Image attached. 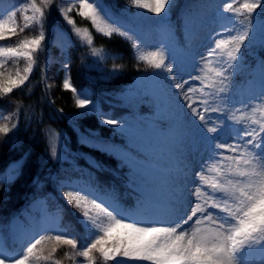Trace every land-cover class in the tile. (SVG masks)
<instances>
[{
    "label": "snow or ice",
    "instance_id": "1",
    "mask_svg": "<svg viewBox=\"0 0 264 264\" xmlns=\"http://www.w3.org/2000/svg\"><path fill=\"white\" fill-rule=\"evenodd\" d=\"M17 3L19 8L14 5L6 14L0 11V42H4L0 43V100L28 87L39 67V56L45 53L48 16L56 0ZM129 6L147 10L161 20L177 7L175 0H129ZM186 7L189 28L182 56L177 59L164 41L154 51H141L140 35L104 0H63L58 6L79 44L87 46L88 54L98 60L121 57L94 47L93 32L77 26L73 12L90 22L96 34L108 38L115 34L131 42L138 53L136 59L144 61L154 76L162 77L161 101L168 106L169 126L181 129L186 150L170 154L163 165L146 157L143 164H136L139 160L115 150L91 129L78 131L81 143L118 156L119 167L128 168L134 203H121L114 188L103 186L90 173L85 179L82 170L58 171L49 179L60 194L57 199L74 210L70 213L73 220L65 222L69 213L60 205L55 214L30 217L27 229L8 227L13 242L20 246L18 252L6 247L0 229V264H63L57 255L65 248L64 257L71 264H264V84L246 99H237L235 90L244 49L253 41L257 25L264 47V0H222L221 4L201 6L211 9L208 19L215 27L207 26L199 13L194 16L191 6ZM18 13L22 27L16 19ZM30 28L39 34L14 45L7 43ZM162 31L168 34L167 28ZM69 39L59 38L62 51ZM21 60L23 69L7 71L9 62L15 65ZM48 62L46 58L41 68L42 80L47 79ZM260 64L264 69V58ZM62 68L63 89L72 92L80 110L77 117L95 114L102 124L135 140L127 121L108 118L87 90L73 85L69 63ZM121 68L114 63L113 74ZM21 113L30 123L31 110L22 103L17 102L7 116L0 108V119L13 121L11 126L0 123V141L16 146L14 133ZM49 138L55 141L50 158L62 163L70 155L64 134L53 132ZM25 158L9 165L0 175V184L10 183L20 174ZM91 167L105 170L98 161H92ZM33 184L40 186L39 177ZM49 199L43 198L45 208Z\"/></svg>",
    "mask_w": 264,
    "mask_h": 264
},
{
    "label": "trees",
    "instance_id": "2",
    "mask_svg": "<svg viewBox=\"0 0 264 264\" xmlns=\"http://www.w3.org/2000/svg\"><path fill=\"white\" fill-rule=\"evenodd\" d=\"M209 1L213 0H175L177 7L170 10L166 20H161L147 10L130 7L129 0H104L117 14H123L125 23L142 38L143 47L153 43L154 49L150 51H154L160 46L158 43H154V38L158 34H162L165 43L168 44L170 50H176L179 58L182 56L185 43L182 16L185 11L189 10L186 6H191L193 13L208 8L201 6H208ZM240 2L242 3L244 0H240ZM62 4L63 0H56V5L50 11L45 53L39 56V67L32 74L28 87L16 90L10 96L0 100V108L4 110L5 116L15 110L17 102L22 103L24 109H30L32 114L29 123L21 113L19 127L14 133V139L18 141L15 147L0 141V175L7 172L9 165L21 160L26 155L20 174L12 182L0 184V229L3 230L7 245L12 244L9 242L10 236L7 231L12 221L22 217L24 210H27L34 202L43 200L45 196L50 198L47 207L51 213H56L57 207L62 205L69 213L65 215V222L73 220L70 213L74 210L65 201L57 199L60 194L56 190L53 180L49 179L50 176L56 177L58 171L65 169L71 171L73 168L82 170L85 179L90 173L103 186L114 188L116 194L121 197V203L126 205L134 203V193L127 183L128 168L119 167L118 156L81 143L78 131L83 132L85 129H91L96 136L107 141L115 150L127 152L128 155L139 160L136 161V164H143L146 157L148 161L159 162L163 165L169 156L164 152L165 156L160 158L139 149L150 146L157 131L149 127L143 120L138 119L136 115L153 114L157 102L153 96L144 94L141 90L128 93V89L135 79L151 75L153 70L148 69L144 61L136 59L138 53L132 49L130 41L115 34L110 38L96 34L95 30L91 29L90 22L73 12L72 16L77 26H87L93 32L94 47H103L110 54L118 53L121 58L113 60L112 55H109L106 59L98 60V58L90 56L87 46L79 44L75 34L71 31V26L67 25L60 16L58 6ZM16 19L22 27L24 22L20 13L17 14ZM164 28L168 30L167 35L162 31ZM147 29L150 30L149 35L153 39L152 41H147L144 36V31ZM38 34V30L30 28L22 33L18 32L7 43L14 45L20 39ZM60 37L70 38L69 46L63 51L58 42ZM150 51L144 50L143 52ZM244 52V62L238 70V78L235 82L237 99H240V91L244 88L248 78L253 76L252 70L256 60L264 58L259 25L255 29L253 41L244 49ZM46 58L49 61L46 71L47 79L42 80L41 68L44 67ZM64 63L70 65L69 74L73 85L77 89L87 90L108 118L127 121L128 126L132 128V135L136 136L135 140L114 130L112 126L102 124L95 114L76 116L80 110L75 106V98L71 91L63 89L65 71L62 65ZM114 63L122 65V68L113 74ZM24 66V61L21 60L15 65L9 62L6 67L7 71L14 73L17 68L23 69ZM46 85L51 87L48 88ZM29 88H31V92H29ZM60 109L63 111H58ZM168 121L167 118H159L157 124L161 129L169 128ZM12 122L0 119V123H7L9 126ZM53 132L64 134L67 150L70 153L59 164L50 158L51 146L55 141L54 138L50 140L49 137ZM137 152H140L141 155L137 156ZM92 161L102 163L105 170L100 171L91 167ZM37 177L40 180L39 187L33 184ZM78 178L79 176H73V179ZM64 251L67 249L60 251L57 258L62 259L63 264H71V261L64 257Z\"/></svg>",
    "mask_w": 264,
    "mask_h": 264
},
{
    "label": "rangeland",
    "instance_id": "3",
    "mask_svg": "<svg viewBox=\"0 0 264 264\" xmlns=\"http://www.w3.org/2000/svg\"><path fill=\"white\" fill-rule=\"evenodd\" d=\"M210 2L211 5L222 3L220 0H213ZM14 5L17 8H19V4L17 3V0H0V11H4L6 14V10H10ZM204 11H206L205 8L201 9V11L194 13L193 15L195 16L197 13H199L201 17L205 19L207 26L215 27V25L207 23L208 17L210 16L211 13V9H209L208 12H204ZM21 12H23V9H21ZM27 14H31V13L29 12ZM183 19H184V33L186 36L189 28L188 17L186 16V13L183 15ZM144 36L147 38V41L153 40L149 35V31H145ZM161 41L164 40L160 35L156 38V41L154 42H158L160 44ZM153 49H154V44L149 43L146 47L142 46L141 51L144 50L150 51ZM201 52H203V48H201ZM171 55L179 59L173 51H171ZM195 74L196 73L193 72V75ZM261 84H264V69H262L260 66L259 68L257 67L256 69V77L250 80L249 83L246 85V87L242 90L241 99H246L250 94H252L253 91L259 92ZM163 86L164 85L161 76L150 75L144 78L136 79L128 89V93H134L136 92V90L140 89L143 93H148L153 95L157 100L158 105L155 112L152 115H148V116L145 115L141 117L143 118L144 122L153 130L157 131V133L154 139H152L151 145L146 148L141 147L140 150L142 152L149 153L153 156L160 158L165 156L164 152L167 155L170 154L177 155L181 151L186 150V144L182 143L180 139L181 129L179 127L172 126L166 129H160L159 125L156 123V121L160 117L167 118L169 120L168 106L163 104L161 101V97L163 95ZM44 212L55 214V212L51 213L48 207L45 208L43 206L42 201L35 202L34 204H32L30 207L27 208V210L24 212L21 218H15L13 220L11 227L27 229L30 226L29 218L38 217ZM9 242L10 244L11 243L12 244L7 245L5 241V245L10 251L18 252L20 250V246L13 242L11 236Z\"/></svg>",
    "mask_w": 264,
    "mask_h": 264
}]
</instances>
